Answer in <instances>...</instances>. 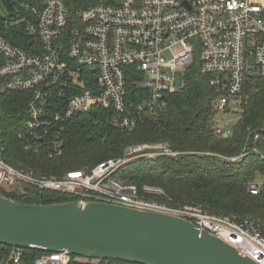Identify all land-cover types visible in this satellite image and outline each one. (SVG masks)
I'll return each mask as SVG.
<instances>
[{
  "label": "built area",
  "instance_id": "built-area-1",
  "mask_svg": "<svg viewBox=\"0 0 264 264\" xmlns=\"http://www.w3.org/2000/svg\"><path fill=\"white\" fill-rule=\"evenodd\" d=\"M30 32L28 50L0 35V78L3 91L26 93L29 99L19 141L26 151H45L50 158L63 153L65 125L76 114L105 110L111 125L129 130L159 116L184 86L177 85L176 73L184 69L185 76L196 59L218 93L217 116L235 106L238 120L250 93L259 91L248 83L264 81V0H78L75 10L65 0H45ZM1 117L0 110L1 190L23 192L31 186L77 200L175 215L264 264L258 220L213 214L197 204L171 205L158 198L165 195L163 189L146 186L148 197L116 176L139 159L177 158L181 153L168 142L132 144L121 157L57 176L6 160ZM231 127L220 123L217 133L229 136ZM261 133L249 128V142L259 141ZM250 146L240 156L220 158L236 162L257 154L264 160V152ZM263 185L264 180L250 181L248 191L258 194ZM21 256L22 250L15 249L12 264H22ZM71 258L61 250L35 264H68Z\"/></svg>",
  "mask_w": 264,
  "mask_h": 264
},
{
  "label": "trees",
  "instance_id": "trees-1",
  "mask_svg": "<svg viewBox=\"0 0 264 264\" xmlns=\"http://www.w3.org/2000/svg\"><path fill=\"white\" fill-rule=\"evenodd\" d=\"M75 10L78 0H65ZM45 0H0V35L13 45L30 49L34 35L30 26L38 21V13ZM35 10V11H34ZM4 58L0 54V65ZM248 88L258 87L252 94L241 117L231 127V134H218L216 99L218 93L210 85V77L200 71L198 59L187 69L183 88L172 94L166 111L148 119L134 129L111 125L105 110L76 114L65 125L62 135L63 153L50 158L45 151H26L17 137L22 127L28 96L22 92L3 91L0 78L1 123L6 137V160L16 166L33 168L38 173L63 175L66 171L93 167L113 157H121L136 143L168 142L181 154L177 158L160 157L139 159L120 168L116 176L137 186L140 194L146 186L163 189L158 197L171 205L197 204L217 215L252 218L259 221L264 231V185L258 194L248 191L250 181L264 179V160L257 154H248L241 161L227 162L218 156H240L246 147L255 146L264 152V81L255 79ZM262 131L260 140L250 143L248 129ZM0 194L20 203L52 204L77 200L75 197L26 186L23 192ZM170 200V201H169ZM22 250L21 263L35 264L43 255L52 252L43 249H22L0 243V259L12 264V253ZM68 264H139L119 259L80 261L71 255Z\"/></svg>",
  "mask_w": 264,
  "mask_h": 264
},
{
  "label": "water",
  "instance_id": "water-1",
  "mask_svg": "<svg viewBox=\"0 0 264 264\" xmlns=\"http://www.w3.org/2000/svg\"><path fill=\"white\" fill-rule=\"evenodd\" d=\"M0 243L139 264H257L178 216L88 200L31 204L0 194Z\"/></svg>",
  "mask_w": 264,
  "mask_h": 264
},
{
  "label": "rangeland",
  "instance_id": "rangeland-1",
  "mask_svg": "<svg viewBox=\"0 0 264 264\" xmlns=\"http://www.w3.org/2000/svg\"><path fill=\"white\" fill-rule=\"evenodd\" d=\"M183 82H184V69L183 70H179L177 73H176V83L177 85L181 86L183 85ZM233 106V105H232ZM239 110L235 108V106L232 107L231 109V113H227V114H224V115H218L216 116V120L217 122L220 124V123H223L226 122L228 123L229 125H233L236 123V118L238 116V113ZM220 157V155H218ZM263 177L258 175L257 177V182L261 183L263 182ZM81 258H84V259H87L85 257H81ZM79 258V259H81ZM0 264H4L3 260L0 259Z\"/></svg>",
  "mask_w": 264,
  "mask_h": 264
},
{
  "label": "crops",
  "instance_id": "crops-1",
  "mask_svg": "<svg viewBox=\"0 0 264 264\" xmlns=\"http://www.w3.org/2000/svg\"><path fill=\"white\" fill-rule=\"evenodd\" d=\"M80 261H87V259H84V258H81V259H79Z\"/></svg>",
  "mask_w": 264,
  "mask_h": 264
}]
</instances>
